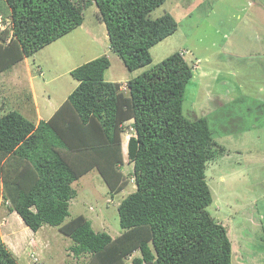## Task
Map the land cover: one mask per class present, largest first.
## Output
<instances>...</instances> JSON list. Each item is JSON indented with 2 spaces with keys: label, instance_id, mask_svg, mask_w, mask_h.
<instances>
[{
  "label": "trees",
  "instance_id": "16d2710c",
  "mask_svg": "<svg viewBox=\"0 0 264 264\" xmlns=\"http://www.w3.org/2000/svg\"><path fill=\"white\" fill-rule=\"evenodd\" d=\"M164 1L0 0V73L79 27L90 4L110 50L136 70L151 62L150 47L177 28L170 13L149 17ZM109 66L102 55L72 69L77 86L46 120L35 123L15 109L0 116L3 201L32 231L58 227L74 253H90L93 264H125L136 250L132 264H231L227 228L207 210L213 198L206 164L224 147L204 117L190 120L182 111L193 66L173 52L129 79L127 92L105 79ZM128 119L135 190L117 205L121 233L95 231L81 214L64 222L77 194L73 183L85 173L96 168L111 196L120 190L114 168L122 163ZM0 264H17L1 238Z\"/></svg>",
  "mask_w": 264,
  "mask_h": 264
},
{
  "label": "rangeland",
  "instance_id": "374dc122",
  "mask_svg": "<svg viewBox=\"0 0 264 264\" xmlns=\"http://www.w3.org/2000/svg\"><path fill=\"white\" fill-rule=\"evenodd\" d=\"M166 12L175 18L176 30L150 47L149 64L129 71L110 50L97 7L88 5L79 27L0 73V116L15 109L35 123L48 119L78 84L70 71L96 57L109 58L105 79L127 92L129 79L181 52L193 66L183 114L190 120L204 117L224 147L206 164L213 198L207 210L227 228L231 264H264V0H165L149 17ZM131 122L124 121L122 163L114 168L113 188L120 190L111 196L109 184L92 169L73 183L77 194L64 222L81 214L95 231L121 233L117 205L135 190L127 157ZM0 190L5 192L1 176ZM3 200L0 196V238L17 264L95 263L90 253L76 255L73 241L58 227L45 224L32 231ZM139 255L134 251L125 264Z\"/></svg>",
  "mask_w": 264,
  "mask_h": 264
},
{
  "label": "crops",
  "instance_id": "0c3cea01",
  "mask_svg": "<svg viewBox=\"0 0 264 264\" xmlns=\"http://www.w3.org/2000/svg\"><path fill=\"white\" fill-rule=\"evenodd\" d=\"M58 107H59V106H58ZM58 107H57V108H58ZM57 108H56V109H57ZM56 109H55V110H56ZM55 110H54V111H55ZM53 113H54V112H53ZM53 113H52V114H53ZM42 119H43V118H42ZM39 120H41V119H39ZM39 120H38V121H39ZM44 120H45V119H44Z\"/></svg>",
  "mask_w": 264,
  "mask_h": 264
},
{
  "label": "clouds",
  "instance_id": "9594fccd",
  "mask_svg": "<svg viewBox=\"0 0 264 264\" xmlns=\"http://www.w3.org/2000/svg\"><path fill=\"white\" fill-rule=\"evenodd\" d=\"M135 185V184H134Z\"/></svg>",
  "mask_w": 264,
  "mask_h": 264
}]
</instances>
